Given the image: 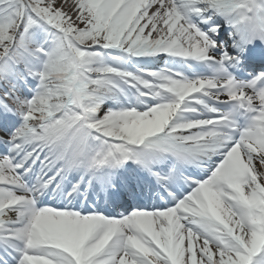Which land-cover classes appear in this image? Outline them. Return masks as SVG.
I'll return each mask as SVG.
<instances>
[{
	"label": "snow or ice",
	"instance_id": "obj_1",
	"mask_svg": "<svg viewBox=\"0 0 264 264\" xmlns=\"http://www.w3.org/2000/svg\"><path fill=\"white\" fill-rule=\"evenodd\" d=\"M0 264H264V0H0Z\"/></svg>",
	"mask_w": 264,
	"mask_h": 264
},
{
	"label": "bare ground",
	"instance_id": "obj_2",
	"mask_svg": "<svg viewBox=\"0 0 264 264\" xmlns=\"http://www.w3.org/2000/svg\"><path fill=\"white\" fill-rule=\"evenodd\" d=\"M69 2H70V0H69Z\"/></svg>",
	"mask_w": 264,
	"mask_h": 264
}]
</instances>
